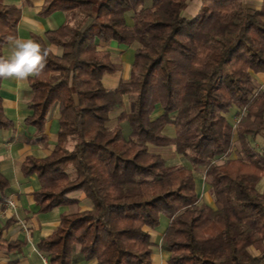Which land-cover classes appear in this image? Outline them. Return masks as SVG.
<instances>
[{"label":"trees","instance_id":"obj_1","mask_svg":"<svg viewBox=\"0 0 264 264\" xmlns=\"http://www.w3.org/2000/svg\"><path fill=\"white\" fill-rule=\"evenodd\" d=\"M189 1L45 0L42 16L64 11L78 18L33 36L48 55L42 72L28 77L34 97L26 123L46 145L58 111V143L46 157L28 156L21 170L38 176L41 213L78 204L76 192L92 204L63 213L58 228L39 240L48 264H154L148 229L164 218L168 264H264V152L256 145L264 136V86L255 77L264 73V0L259 8L201 0L193 17L184 14ZM21 17L19 6L0 0V57L7 58L9 37L18 38ZM100 41L139 44L129 77L115 88L104 77L124 66ZM6 79L0 77V90ZM126 95L134 96L129 110ZM119 109V125L111 127ZM14 125L0 94V128ZM169 125L174 135L165 132ZM150 145L173 146L191 165L168 168ZM197 173L212 203L199 197ZM9 190L0 170V200ZM24 244L0 237V248Z\"/></svg>","mask_w":264,"mask_h":264},{"label":"crops","instance_id":"obj_2","mask_svg":"<svg viewBox=\"0 0 264 264\" xmlns=\"http://www.w3.org/2000/svg\"><path fill=\"white\" fill-rule=\"evenodd\" d=\"M2 1L7 4H15L22 9L17 38L20 40L33 41L34 35L43 36L47 31L56 30L65 24H74L78 18L72 12L64 11L55 12L50 16H42L41 11L45 0ZM244 1L253 8H259L263 3V0ZM200 8L201 0H191L188 2L184 14L193 17L199 12ZM127 21L129 24H133L131 15L127 16ZM100 45H108V43L100 41ZM109 45H118V43L111 41ZM50 47L54 51L60 52L54 46L50 45ZM12 52L13 45L9 42L4 47V54L6 57H10ZM255 77L264 86V73L255 74ZM0 94L3 98L5 114L15 123L12 128H0V170L10 182L7 198L14 200L16 203L13 208H0V237L9 241L25 242L22 248L17 250H9L6 245L0 248V264H48L47 258L39 250V240L42 237L51 235L58 228L63 213L89 209L92 204L83 192H76L73 193V196L79 199L78 204L61 206L46 213L38 211L39 207L34 196V193L40 188L38 176L36 174L29 177L24 176L21 166L28 156L46 157L56 148L59 112L55 111L48 121L47 135L49 140L46 145H43L35 142L37 139L35 127L26 123V119L33 114L29 104L34 97V91L28 82V78L22 80L7 78L3 81ZM256 145L264 152V136L257 137ZM258 188L260 191H264V177L259 182ZM8 223L11 225L5 228ZM148 230L154 241L152 233L154 230ZM253 252L257 253L255 249ZM158 258H160V255L154 250V264L157 263ZM76 264L98 263L93 260L80 261Z\"/></svg>","mask_w":264,"mask_h":264},{"label":"rangeland","instance_id":"obj_3","mask_svg":"<svg viewBox=\"0 0 264 264\" xmlns=\"http://www.w3.org/2000/svg\"><path fill=\"white\" fill-rule=\"evenodd\" d=\"M186 16H189L186 14ZM111 43V42H110ZM101 45V48L109 49L113 54V60L117 63H122L124 68L122 71L114 72V73H107L104 77V83L108 88H115L121 78H128L130 75L131 65L134 60L135 51L137 47L139 46L138 43L133 44L132 46H127L123 44L118 45ZM134 100V96L126 95L125 96V108L129 110L131 103ZM121 113V109L115 111L111 116L110 126L116 127L119 125L118 116ZM162 113V109L159 108L154 116H158ZM235 117L231 118V121H235ZM125 135L128 136L131 132L130 124L128 121H123L121 123ZM165 132L169 135L175 134V128L172 125H169L166 127ZM76 140L70 139L69 142L66 144V147L70 150L73 149L75 145ZM150 150L154 153L161 154L167 161V167L168 168H176L180 166H190V161L183 155L179 154L175 147H158L154 145H150ZM197 190L199 197L202 201H207L209 203L213 202V195L210 190V188L205 184L204 182V174L203 173H197ZM167 226V219L164 218L162 221L161 226L158 228L153 229V237L156 245H154V250L158 255H160V258H158V261H156V264H168V257L169 252L164 248V242L162 239L163 232ZM254 251V249H252ZM157 259V258H156ZM160 259V260H159ZM167 262V263H166Z\"/></svg>","mask_w":264,"mask_h":264},{"label":"clouds","instance_id":"obj_4","mask_svg":"<svg viewBox=\"0 0 264 264\" xmlns=\"http://www.w3.org/2000/svg\"><path fill=\"white\" fill-rule=\"evenodd\" d=\"M9 41L13 52L10 57H0V77L22 80L39 75L44 68L47 50L42 52L40 45L31 40L9 37Z\"/></svg>","mask_w":264,"mask_h":264},{"label":"built area","instance_id":"obj_5","mask_svg":"<svg viewBox=\"0 0 264 264\" xmlns=\"http://www.w3.org/2000/svg\"><path fill=\"white\" fill-rule=\"evenodd\" d=\"M16 206V203L14 200L5 198L0 200V208L1 207H8V208H13Z\"/></svg>","mask_w":264,"mask_h":264}]
</instances>
